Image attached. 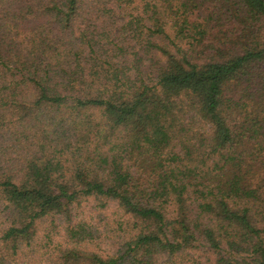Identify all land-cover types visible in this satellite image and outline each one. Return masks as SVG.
<instances>
[{
	"label": "trees",
	"instance_id": "obj_1",
	"mask_svg": "<svg viewBox=\"0 0 264 264\" xmlns=\"http://www.w3.org/2000/svg\"><path fill=\"white\" fill-rule=\"evenodd\" d=\"M0 264H264V0H0Z\"/></svg>",
	"mask_w": 264,
	"mask_h": 264
}]
</instances>
